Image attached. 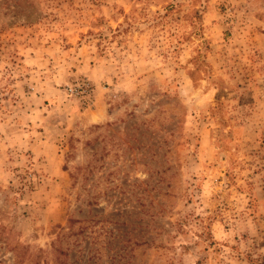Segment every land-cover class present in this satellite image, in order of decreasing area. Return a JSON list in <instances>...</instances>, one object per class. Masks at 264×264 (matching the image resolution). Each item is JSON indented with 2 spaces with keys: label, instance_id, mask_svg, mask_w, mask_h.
Listing matches in <instances>:
<instances>
[{
  "label": "rangeland",
  "instance_id": "1",
  "mask_svg": "<svg viewBox=\"0 0 264 264\" xmlns=\"http://www.w3.org/2000/svg\"><path fill=\"white\" fill-rule=\"evenodd\" d=\"M0 264H264V0H0Z\"/></svg>",
  "mask_w": 264,
  "mask_h": 264
},
{
  "label": "built area",
  "instance_id": "2",
  "mask_svg": "<svg viewBox=\"0 0 264 264\" xmlns=\"http://www.w3.org/2000/svg\"><path fill=\"white\" fill-rule=\"evenodd\" d=\"M69 90L71 91V89ZM91 92H92V89L88 83L85 82L82 84V86H80L79 93L82 94V96H84L85 99H90L92 95ZM88 102H90V100ZM88 102L87 104L85 103V105L88 106Z\"/></svg>",
  "mask_w": 264,
  "mask_h": 264
}]
</instances>
